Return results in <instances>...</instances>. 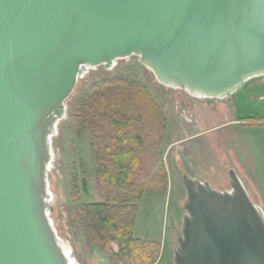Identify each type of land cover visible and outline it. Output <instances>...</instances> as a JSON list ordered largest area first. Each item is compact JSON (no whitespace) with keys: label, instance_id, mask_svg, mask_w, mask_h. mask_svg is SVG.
<instances>
[{"label":"water","instance_id":"95a60500","mask_svg":"<svg viewBox=\"0 0 264 264\" xmlns=\"http://www.w3.org/2000/svg\"><path fill=\"white\" fill-rule=\"evenodd\" d=\"M137 55L156 80L225 98L264 76V0H0V264H73L49 217L50 138L88 68ZM181 175L173 264H264V211Z\"/></svg>","mask_w":264,"mask_h":264},{"label":"rangeland","instance_id":"374dc122","mask_svg":"<svg viewBox=\"0 0 264 264\" xmlns=\"http://www.w3.org/2000/svg\"><path fill=\"white\" fill-rule=\"evenodd\" d=\"M112 76H123L131 85H145L165 119L156 148L161 162L148 154L144 163L152 162V170L140 179L156 183L158 189L143 193L133 225L134 238L158 244V253L150 257L153 264H173L185 213L182 174L207 181L214 189L229 190L228 171L233 169L252 201L264 211V76L247 80L222 99L198 97L159 83L138 56L131 55L117 59L110 69L90 67L78 78L50 138L49 217L58 238L69 247L73 264H143L133 257H112L119 251L117 243L105 248L91 243L78 217L82 204L100 202L102 196L92 131L76 127L75 103L93 81ZM249 180L261 188L260 193L249 188Z\"/></svg>","mask_w":264,"mask_h":264},{"label":"trees","instance_id":"16d2710c","mask_svg":"<svg viewBox=\"0 0 264 264\" xmlns=\"http://www.w3.org/2000/svg\"><path fill=\"white\" fill-rule=\"evenodd\" d=\"M161 106L145 85L129 84L123 76L93 81L75 103L77 128L92 131L91 148L96 163V180L102 200L82 204L78 217L91 243L105 248L117 243L112 257H133L153 264L158 244L133 237L138 202L146 190H157L156 183L145 184L152 162L160 163L157 149L164 131ZM149 154V155H148ZM152 186V187H150Z\"/></svg>","mask_w":264,"mask_h":264},{"label":"crops","instance_id":"0c3cea01","mask_svg":"<svg viewBox=\"0 0 264 264\" xmlns=\"http://www.w3.org/2000/svg\"><path fill=\"white\" fill-rule=\"evenodd\" d=\"M248 183H249V188L250 189L255 190L256 193H260L261 192V188L259 186H257L252 180H249ZM132 234H133V236H135L134 233H133V230H132Z\"/></svg>","mask_w":264,"mask_h":264},{"label":"bare ground","instance_id":"6f19581e","mask_svg":"<svg viewBox=\"0 0 264 264\" xmlns=\"http://www.w3.org/2000/svg\"><path fill=\"white\" fill-rule=\"evenodd\" d=\"M53 134H54V133H53ZM53 134H52V135H53ZM62 246H63L65 252H66L67 255H68V254H69V247H68L65 243H63V242H62ZM69 259H70V256H69Z\"/></svg>","mask_w":264,"mask_h":264}]
</instances>
